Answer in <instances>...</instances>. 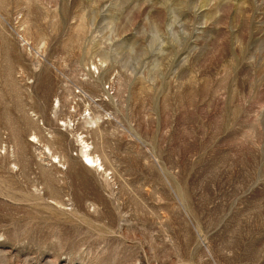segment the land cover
<instances>
[{
	"label": "rangeland",
	"instance_id": "374dc122",
	"mask_svg": "<svg viewBox=\"0 0 264 264\" xmlns=\"http://www.w3.org/2000/svg\"><path fill=\"white\" fill-rule=\"evenodd\" d=\"M0 264H264V0H0Z\"/></svg>",
	"mask_w": 264,
	"mask_h": 264
},
{
	"label": "bare ground",
	"instance_id": "6f19581e",
	"mask_svg": "<svg viewBox=\"0 0 264 264\" xmlns=\"http://www.w3.org/2000/svg\"><path fill=\"white\" fill-rule=\"evenodd\" d=\"M86 158H87L89 161H92V160H91V158L89 157V155H88V156H86Z\"/></svg>",
	"mask_w": 264,
	"mask_h": 264
}]
</instances>
